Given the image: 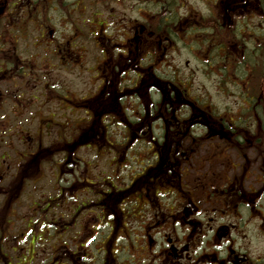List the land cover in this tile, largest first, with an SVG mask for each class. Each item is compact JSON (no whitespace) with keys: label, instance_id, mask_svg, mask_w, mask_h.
Instances as JSON below:
<instances>
[{"label":"flooded vegetation","instance_id":"1","mask_svg":"<svg viewBox=\"0 0 264 264\" xmlns=\"http://www.w3.org/2000/svg\"><path fill=\"white\" fill-rule=\"evenodd\" d=\"M201 5L204 13L184 0H0V81L24 78L29 69L35 73L40 66L37 60L51 63V70L57 64L53 58L81 68L87 42L99 50L96 64L78 70L92 86V92L83 96L68 88L60 92L53 84L41 85L31 74L27 102L54 97L63 110L84 115L78 119L80 136L92 132L83 142H76L77 135L67 143L64 135L58 138V144L69 146L65 164L72 161L75 145L94 151L95 161L84 162L86 170L101 164L104 151L121 150L123 155L129 151L116 159L120 165L128 157L133 159L131 152H142V159L134 161L138 171L133 169L126 186L118 190L119 199L116 189H100L111 177L119 179L117 174L96 171L83 176L87 186L99 191L97 215L78 225L86 230L80 241L66 233L77 220L67 210L51 222V238L39 241L31 219L18 239L10 237L11 209L1 206L0 264L33 263L36 244L50 248L42 264L54 261L58 247L65 264H264V253H253L251 246L255 226L264 239V127L246 126L247 115H254L250 109L232 111L224 105L213 112L209 105L202 109L201 95L192 92L191 83L183 84L186 78L191 82L190 76L183 75L180 64L172 60L177 46L191 56L206 54L204 66L221 94L232 96L239 107L242 100V109L252 100L258 103V96L240 94L245 96L242 99L229 88L232 82L243 87L246 69L240 67L243 80L239 76L232 81L233 64L235 71L239 66L232 60L238 61L248 50L257 53V62L247 65L248 71L256 66L264 70V0H202ZM247 10L252 14L249 18L232 19L231 12ZM247 19H255L259 28ZM26 24L37 34L30 36L32 50L23 58L29 49L17 52L16 44L29 36ZM41 45L44 57L36 52ZM146 69L151 75L144 77ZM5 96L9 105L22 99L19 94ZM202 96L212 103L210 96ZM2 98L0 92V104ZM238 114L240 121L235 124ZM116 130L123 131L119 142L111 137ZM3 156L2 152L1 160ZM189 167L196 177L189 176ZM125 202L132 203L128 209L134 216H141L136 225L122 223L127 217ZM60 232L69 236L70 244L57 243ZM9 250L18 255H10ZM77 251L80 255L73 253Z\"/></svg>","mask_w":264,"mask_h":264},{"label":"rangeland","instance_id":"2","mask_svg":"<svg viewBox=\"0 0 264 264\" xmlns=\"http://www.w3.org/2000/svg\"><path fill=\"white\" fill-rule=\"evenodd\" d=\"M184 1L185 5H192L194 8L199 9L204 13V8L201 5L202 0ZM251 1L253 2V0ZM230 14L232 19H241L243 17L249 18L252 15L249 10L246 12H231ZM247 20L250 21L249 19ZM253 20L254 21H250L248 24H254V26L259 28L255 19ZM92 25L93 24H91V26ZM25 27L24 31H26L29 36L24 39V43L23 40L18 41L17 44H19V47L16 44V50L19 52L24 48H28L29 50L27 53L22 54L23 58H28L29 52L32 50L33 46L31 42L32 37L30 36L37 34V30H35V28L31 25L27 26L26 24ZM93 29L97 30L98 27L93 26ZM247 46L251 47V44H248ZM98 51V49L95 50L92 43L89 44V42H87V48L83 54L84 59L82 60L81 68L80 66L74 67V65L70 64L67 60L64 66L62 65L63 61L60 63L57 59L53 58L54 64L57 63L54 69H50L51 63L48 64L46 60H37L40 66L36 69L35 73L31 72V74H36V77L40 80L41 85L53 84V88L60 92H63L65 88H68L72 92H75L76 96H83L84 94L92 92V86H90L84 79L85 75L80 74L78 70L86 69L87 67L96 64L94 58L98 55ZM36 52H38V54L42 57L46 54V52L42 50V45ZM241 58L242 56L238 57L239 60H241ZM202 59H204L203 53H199V56L198 53L191 56L183 51L179 46H177L172 52L173 63L180 64V71L182 74L190 76L188 79H191L190 83L192 84L191 89L193 93L210 96L220 109H223L224 106H228L231 107L232 111H238V103H236V101H232L234 98L232 96L226 97L224 96L225 94H221L223 92L218 89L216 80L212 76L208 77L201 65L200 61ZM241 66H243V69H246L247 73V78L243 81V87L241 88L239 86V89H237L234 85H232V87L229 88V91L234 92L235 95H256L260 98L258 103L255 101V104L248 105L247 110H249L252 106L257 111L253 110L255 112L253 113L254 115L249 114L251 117L247 115L248 119L245 120H248V123L246 124L248 127H264V77L262 76L264 72L261 71L258 66L249 71L247 65ZM30 70L31 69H29V71ZM29 71H26L27 74L24 78L18 79L14 76L7 81H0V92L3 94V103L0 104V108L3 106L2 109H0V155L2 152L4 154L3 159H0V172L3 173V177L0 176V179L3 178L0 183V207H5L7 205L14 207V212L10 211L9 215V217H11L9 235L10 237H16L18 239V233L21 229L24 230L28 218L31 217L32 219L33 217L34 219L40 221L43 218L44 213L49 216V214L53 212H64L68 209L66 207L70 206L71 211L69 213L72 214L73 218L77 216L78 218L76 222H74V225L71 226L70 232L66 233L70 234L72 239L75 238V240L78 239L80 241L86 233V230L80 229L78 225L88 222L91 216H96L98 212V210H95L94 206L96 195L92 192V187L84 184L85 181H83L82 177L86 174L95 175L96 171H103L105 176L117 174L118 176H122L120 184L118 185L121 188L125 187L126 182L130 180V178L128 179L127 177L130 173H132V168L137 171L139 169L137 163L134 161L135 159L138 161L142 159V152L137 151L135 156L134 153L131 152L130 157L134 158V163L131 162L130 164L127 161L126 164L120 165V162H117L116 159H120L121 156L126 157V155H129V151H125L124 155L121 150L111 152L104 151L100 157L102 165L94 164L92 167H87L86 170L84 162L89 161L94 156V151L84 149L83 147L78 148L77 145H75L74 150L71 151L72 161L65 164L68 159L66 160L64 157L67 156V153L69 152V150H67L69 149V146L58 144V138L60 137L59 140H61V137L64 135L65 138H67L64 142L67 143L70 137L76 138L75 136L77 135L78 138L76 142H83L86 140L87 136L92 135V132L85 131L86 133L83 134L86 135L80 136L81 130L78 119L82 118L84 115L79 112L72 115L69 110H63L61 108V103H59L54 97H51L49 101L45 98H40L37 102L34 100L27 102L25 97L32 93L30 92V84L33 83L31 81V74ZM146 71L147 72L145 73L143 72L144 77H146L147 74L151 75L150 69H146ZM240 73L243 74V72H239V74ZM237 76L232 77L233 81L237 80L235 79ZM32 88L34 90L35 86ZM46 89V92H50V87ZM8 93L21 95V102L14 105H12L11 102V105H9L10 100L5 96V94ZM13 100L14 99L12 98V101ZM123 103L127 104L125 100ZM59 105L61 108L60 110L58 107ZM37 112L40 113L37 114ZM29 114H31V116ZM2 115H4V117H2ZM238 121H240L239 115L237 116L235 124H238ZM110 128L111 126H108L107 130ZM122 136L123 131L119 132L116 130L111 137H113L116 142H119L121 141ZM104 137L108 139L109 136L104 135ZM37 139H39V141ZM24 153L26 157L23 158L21 156ZM93 161H95V157L91 159L92 163ZM114 162L116 164H114ZM127 165H131V167H128ZM16 168L17 170H15ZM188 170H190L189 176H193V178L194 176L196 177V174L193 173V169H190L189 167ZM114 186H117V182L115 179H111L108 182L104 181L100 184V189L107 192ZM61 187H66L67 189L70 188V191L65 195L66 204L64 206L66 207L61 205L59 207H53V204H51V208H46L42 213H40V210H37V207L32 206L34 202H39L42 199L45 200L50 194H55ZM66 188L62 189V192H65ZM93 190L99 191V188L97 189L95 187ZM120 196L121 193L116 195V198L119 199ZM17 197H19L18 201H16ZM126 202L124 205V211L128 219L127 217L125 219L122 218V223L127 222L128 226L136 225L141 221V216L137 214L134 216V211L131 212L128 209L132 203L130 202L127 204ZM0 214H3L2 210H0ZM38 222L34 224L36 229H38L39 226ZM105 233L106 232L103 231V234ZM48 235L51 234H45V236H43L48 237ZM64 235L65 234H62L61 237H56V239L58 241H63V239H65L66 243L70 244V241L67 238L69 236L64 237ZM251 238H253V243L251 244L253 253L255 252L256 254L260 251L264 253V239L262 240L259 236L256 226L252 231ZM260 240L263 242L257 243ZM39 245L36 244L35 246V261L33 263L28 262L23 264H42L41 261H45L44 257L47 256V252L50 250L49 245L47 244L42 247ZM61 248L62 247H58L57 255H53L54 261L50 264H65L64 261L60 263L58 262V260H60L59 256H61ZM43 250H45V252ZM8 252L12 256L18 255L17 251L9 250ZM88 252L90 251L87 250V253ZM73 253L79 254L78 251ZM122 253L125 255V251L121 252L119 255L122 256ZM136 253L141 254V251L137 250ZM131 254L132 252L129 250L128 256L130 258H132ZM87 258H89V256H87ZM80 262L81 261L78 263Z\"/></svg>","mask_w":264,"mask_h":264},{"label":"trees","instance_id":"3","mask_svg":"<svg viewBox=\"0 0 264 264\" xmlns=\"http://www.w3.org/2000/svg\"><path fill=\"white\" fill-rule=\"evenodd\" d=\"M247 43H250V41H248ZM250 44H251V47H252V43H250ZM251 47H250V48H251ZM250 48H249V49H250ZM244 53H245V52H244ZM256 57H257L256 50H255V49H253V50L250 49V51L248 50L245 54H243L241 60H238V61H236V60H232L233 62H237V63L239 64V66L236 68V71H235V66H234V64H233V67H232V69H231V70H233V73L235 72V76H237V75L240 76V78H239V76H237V80H238V78H239V80H243V76L245 75V73L243 72V70L240 68L241 65L246 64V65H249V66H255V64H256V62H257ZM262 58L264 59V55H262ZM204 59H206V54L204 55ZM204 59H202V63H201V65L203 64L202 67H204L203 69H204V71L206 72V74H207L208 77H209V76L211 75L212 72H211L208 68H206V67L204 66V65H206V64L204 63V61H203ZM233 59H234V58H233ZM239 72H243V74H242V73L239 74ZM233 76H234V75H233ZM232 81H233V80H232ZM183 84H186L185 86L188 87V85L190 84V82H189V81L187 80V78H186V79H184ZM232 85H234L235 88L239 89V86H237V85L235 84V82H232ZM199 95H201V94H199ZM239 96H241V95L239 94ZM249 96H250V95H249ZM254 96H256V95H254ZM241 97H242V99L245 98V96H244V97L241 96ZM205 98H207V97H203L202 95H201V98L199 97V101H200L199 105L202 107V109H205V108L209 105L210 107H209V106H208V107H209L210 110H212V112H213V110H216V111H217V110H218V106L215 104V102H214L213 100H211L212 103H210L207 99L205 100ZM237 100H238V99H237ZM238 103H239V102H238ZM240 103H242V106L244 105V103H243L242 100H241ZM252 104H255V100L250 101L248 105H252ZM240 105H241V104H240ZM242 106L239 107L240 110H241L242 112L245 111L244 109H248V107L242 109ZM253 110H254V111H257V110H255V109L251 106L249 111L252 112ZM254 111H253V113H255ZM241 114L244 115V113H241ZM238 115H240V114H238ZM243 115H241V116H243ZM61 202H62V199H61L60 195H56V196H54V197H51V198L46 199V203H45L44 207H50V206H52L51 204H53V205H59ZM39 206H40V205H39ZM51 222H52V221L43 222V224L46 225V226H50V225H51ZM46 226H45V227H46Z\"/></svg>","mask_w":264,"mask_h":264}]
</instances>
